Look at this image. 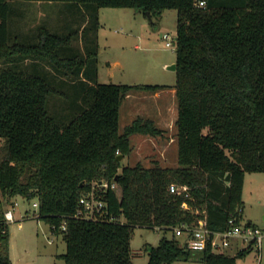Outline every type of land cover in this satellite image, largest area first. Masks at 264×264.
Here are the masks:
<instances>
[{
	"label": "trees",
	"instance_id": "obj_1",
	"mask_svg": "<svg viewBox=\"0 0 264 264\" xmlns=\"http://www.w3.org/2000/svg\"><path fill=\"white\" fill-rule=\"evenodd\" d=\"M13 1L0 0V137L5 148L0 157V264H11L4 201L17 195L37 198L38 217L62 233L67 248L59 256L65 264H133L135 226L174 231L197 216L182 208L185 200L207 207L212 229H225L230 217L243 216L246 172H264V0H206L204 5L196 0H62L82 3L96 16L101 6L134 7L153 23L166 8H177L176 166L122 161L132 151V133L162 131L143 117L121 131L123 98L132 88L164 85L99 81L94 34L92 45L72 55L63 54L72 44L71 33L45 25L38 27L34 41L13 39ZM24 60L31 67L20 65ZM45 65L71 78L67 82L76 101L69 105L74 114L68 122L47 108L49 94L69 92L53 83ZM102 179L117 181L121 195L111 186L99 188L105 213L78 216L82 194ZM172 182L188 184L194 199L171 192ZM252 247L236 254L210 247L192 251L174 232L149 248L145 264H171L197 253L204 264H234Z\"/></svg>",
	"mask_w": 264,
	"mask_h": 264
},
{
	"label": "rangeland",
	"instance_id": "obj_2",
	"mask_svg": "<svg viewBox=\"0 0 264 264\" xmlns=\"http://www.w3.org/2000/svg\"><path fill=\"white\" fill-rule=\"evenodd\" d=\"M21 5L27 10L29 23L34 22L35 12L38 9L46 7L45 22L53 25H50L52 30L62 35L71 33L72 44L63 54L72 55L84 51L86 45H92L91 36L94 34L95 41L99 43V62L97 63L100 71L99 81L146 83L153 76H161L167 82H176V70L168 68L167 65L175 62L177 49L175 46H167L163 33L167 31L174 37L177 35V8H166L164 16H161L162 19L155 18L156 23H153L149 16L134 7L101 6L96 16L87 12L86 5L76 2L52 0L46 6L38 2H25ZM12 17L13 14L11 22ZM85 26L87 27L83 32ZM29 62L30 60H24L20 65L31 67ZM46 69L52 75L53 83L59 89L69 92V95L56 92L49 94L47 108L61 122H68L74 114H72L73 111L68 110L69 105L76 101L72 94L71 83L67 82L71 78L54 66L48 65ZM125 120L124 117L121 121L119 120L121 131H123ZM174 131H176L175 126ZM176 150L178 153V147ZM4 152V139L0 137V157ZM122 161L125 165L135 164V159L128 155ZM142 164L153 166L155 163L147 161ZM167 165L176 166L178 160ZM116 192L119 196L121 195L120 184L116 187ZM243 199V220H250L259 225L264 233V172H246ZM4 206L5 210L11 208L15 216L14 220L7 222L11 264H65L59 254L66 251V241L62 233H54L49 223L38 217L37 198L29 199L23 195H17L9 200L5 199ZM120 219L125 221L124 217ZM164 235L172 238L174 231L136 225L131 239L133 264L147 263L150 256L149 248L157 246ZM177 238L184 240L183 235ZM248 243L234 239L227 253L236 254L240 248H247ZM200 255L193 254L188 258L177 259L171 264H204ZM234 264H264V236L260 248L257 244H253L251 249L245 250L244 254L236 258Z\"/></svg>",
	"mask_w": 264,
	"mask_h": 264
},
{
	"label": "crops",
	"instance_id": "obj_3",
	"mask_svg": "<svg viewBox=\"0 0 264 264\" xmlns=\"http://www.w3.org/2000/svg\"><path fill=\"white\" fill-rule=\"evenodd\" d=\"M46 1L47 0L13 1V6L16 5V7L14 6L15 11L13 13L12 22H10V30L13 39L23 41L36 40L35 38L37 35V29L40 25H45L50 30H52L50 26L52 24L49 25L45 22L47 17L46 7H41L38 9V11L35 12L36 15L35 19L33 20L34 22L29 23L27 19V10L25 7H22L23 5H21L25 4V2H38L46 6L47 3L51 2ZM163 16L164 11L162 13V17ZM99 75L100 71L98 68V80ZM164 79L163 77L161 78V76H153L146 83L163 84L164 86L154 90L132 88L122 100L119 120L121 121L123 117L126 119L124 128L135 118L143 117L153 119L157 126L162 129L161 133L156 135L142 132H135L130 135L132 151L128 156L135 159V163L139 161L142 163L148 161L152 163H159L161 165L165 164L164 166H168V163H171L176 159L178 160V153L176 150L178 147L176 136V120L178 117V102L175 87L176 82H167V80ZM120 82L128 83L124 81ZM137 83L139 84L141 82H131L130 84ZM174 126L176 131H174Z\"/></svg>",
	"mask_w": 264,
	"mask_h": 264
},
{
	"label": "built area",
	"instance_id": "obj_4",
	"mask_svg": "<svg viewBox=\"0 0 264 264\" xmlns=\"http://www.w3.org/2000/svg\"><path fill=\"white\" fill-rule=\"evenodd\" d=\"M195 3L204 5L206 0H196ZM163 37L166 40L167 46H177V35L174 37L166 31L163 33ZM118 185L117 181L94 180L91 189L83 193L80 198L83 208L78 211L77 215L84 217L103 215L106 211V202L100 198L97 192L99 188L106 189L108 186L116 190ZM169 190L194 199L191 187L188 184L172 182L169 184ZM181 206L183 209L197 214L193 221H184L174 228L175 235H183L184 244L192 251H200L210 247L214 252H227L233 245L234 239L247 241L249 245L257 244L259 248L261 247L264 236L262 228L250 220L244 221L243 216L240 219L237 216L230 217L228 219V226L225 229H212L208 225L206 206H194L188 200L183 201ZM5 217L7 222L14 220L15 216L11 208L5 211ZM61 228L66 229L65 222L61 224Z\"/></svg>",
	"mask_w": 264,
	"mask_h": 264
},
{
	"label": "water",
	"instance_id": "obj_5",
	"mask_svg": "<svg viewBox=\"0 0 264 264\" xmlns=\"http://www.w3.org/2000/svg\"><path fill=\"white\" fill-rule=\"evenodd\" d=\"M167 67L170 68V69H175V70H176V67H177V63H176V61H175L174 63H172V64L167 65ZM123 157H124L123 154H120V155H119V158H120V159L123 158Z\"/></svg>",
	"mask_w": 264,
	"mask_h": 264
}]
</instances>
